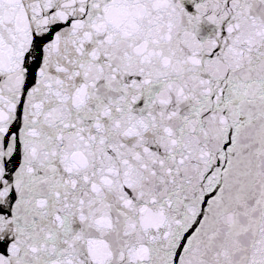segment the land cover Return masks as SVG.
Returning <instances> with one entry per match:
<instances>
[{
	"label": "snow or ice",
	"instance_id": "snow-or-ice-1",
	"mask_svg": "<svg viewBox=\"0 0 264 264\" xmlns=\"http://www.w3.org/2000/svg\"><path fill=\"white\" fill-rule=\"evenodd\" d=\"M0 264H264V0H0Z\"/></svg>",
	"mask_w": 264,
	"mask_h": 264
}]
</instances>
